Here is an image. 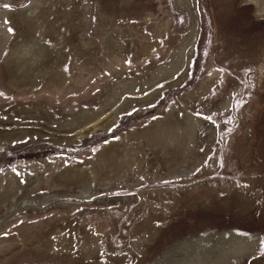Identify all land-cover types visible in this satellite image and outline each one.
Wrapping results in <instances>:
<instances>
[{
	"label": "rangeland",
	"instance_id": "obj_1",
	"mask_svg": "<svg viewBox=\"0 0 264 264\" xmlns=\"http://www.w3.org/2000/svg\"><path fill=\"white\" fill-rule=\"evenodd\" d=\"M196 5L179 86L77 141H0V216L28 197L70 205L1 225L0 264H152L180 240L230 231L259 244L235 263L264 264V0ZM191 27L176 0H0V118L43 109L57 124L139 94L173 66ZM34 40L44 77L17 87L10 55ZM83 187L90 198H78Z\"/></svg>",
	"mask_w": 264,
	"mask_h": 264
},
{
	"label": "bare ground",
	"instance_id": "obj_2",
	"mask_svg": "<svg viewBox=\"0 0 264 264\" xmlns=\"http://www.w3.org/2000/svg\"><path fill=\"white\" fill-rule=\"evenodd\" d=\"M176 1L179 7L191 12L192 27L183 47L175 51V61L173 66L166 69L164 73L158 71L159 78L153 80L151 86H149L147 90L142 89L139 94L134 92V90L133 92L123 91L124 93L121 92V95L125 96L120 99V102L117 100L119 97L117 99L115 98V100L113 95H109L108 98L105 97L106 99L104 100L101 111L98 109L97 112H94L95 110L93 112H82L80 115L77 114L78 116H73L69 119L65 116V119L57 122V124H54L56 122L54 117L43 109L29 112H16L14 115H10L7 119L0 118V141L3 143H12L28 138L46 137L54 142H66L68 138L73 139L72 141H77L75 140L76 138L79 139L80 136L86 135L89 130L91 131V129L97 126L104 127L106 130L113 127L122 112L125 113L135 106L144 107L154 103V101L161 95L162 88H175L179 86L183 80L182 76L188 71L193 47L198 38L199 15L197 13L196 0ZM253 4L258 12L259 6H257L256 3ZM43 49L44 46L42 43L36 40L34 43L30 42L29 46H27V43L22 44L21 47L15 51L17 54L10 56V62L13 66L11 72H15V77L17 79L29 81V84L32 82L36 86L40 83L45 74V71L40 65H38V61L41 58L40 51ZM62 78L63 72H58L57 79L62 80ZM127 88L128 87L125 89ZM15 115L26 119V121L21 122L16 120ZM36 119L40 121H34ZM101 119L102 122H104L102 124L100 123ZM84 197L85 196L80 195V198ZM65 199L67 200L68 197ZM49 204L54 207L70 206L69 202H64L54 196L45 195L36 198L28 197L18 205H11L7 210L2 212V215L0 216V226L6 224L11 218L24 210L39 212L41 211L40 208L42 206ZM258 245L257 240H254V238L234 233L232 231L219 232L216 234L211 233L209 235H200L193 239L180 240L172 245V247L166 249L163 254L161 253L162 256L156 259L152 264H172L175 262L176 264H191V262H197L200 257L202 260L198 263L237 264L235 261H238L241 258H253L260 255L258 252ZM205 252L208 254V258L205 259L206 263L203 260V254Z\"/></svg>",
	"mask_w": 264,
	"mask_h": 264
},
{
	"label": "flooded vegetation",
	"instance_id": "obj_3",
	"mask_svg": "<svg viewBox=\"0 0 264 264\" xmlns=\"http://www.w3.org/2000/svg\"><path fill=\"white\" fill-rule=\"evenodd\" d=\"M176 3H177V1H176ZM177 5H178V4H177ZM261 10H264V7L261 8ZM34 42H36V40H34L33 43H34ZM21 45H22V44L16 45V46L14 47V49H13V51H12V53H11L10 56H12V55H16L17 53H16L15 51H17V49L20 48ZM29 45H30V42L27 43V46H29ZM11 82H12L13 85H15V86H17V87H22V88H23V87H27V86L31 87L30 85L33 84L32 82L29 84V81H22L21 79H17V78L15 77V72H13V76H12ZM88 193H90L89 190H87L86 187H83V188H82L81 190H79V192H78V198H80V195L85 196L84 198H80V199L90 198V197H91V194H88ZM56 207H59V206H56ZM62 208H68V207H62ZM14 217H15V216H14ZM14 217H13V218H14ZM13 218H11L10 221H11ZM8 222H9V221H8ZM8 222H7V223H8ZM4 225H5V224H4ZM57 242L60 244V240H59V239H57Z\"/></svg>",
	"mask_w": 264,
	"mask_h": 264
},
{
	"label": "snow or ice",
	"instance_id": "obj_4",
	"mask_svg": "<svg viewBox=\"0 0 264 264\" xmlns=\"http://www.w3.org/2000/svg\"><path fill=\"white\" fill-rule=\"evenodd\" d=\"M4 7H9L8 5H4ZM9 31H12L11 29H9Z\"/></svg>",
	"mask_w": 264,
	"mask_h": 264
},
{
	"label": "crops",
	"instance_id": "obj_5",
	"mask_svg": "<svg viewBox=\"0 0 264 264\" xmlns=\"http://www.w3.org/2000/svg\"><path fill=\"white\" fill-rule=\"evenodd\" d=\"M35 186H36V185H35ZM35 186H34V187H35ZM34 187H32V188H34Z\"/></svg>",
	"mask_w": 264,
	"mask_h": 264
}]
</instances>
